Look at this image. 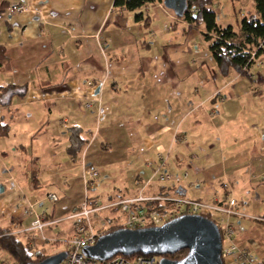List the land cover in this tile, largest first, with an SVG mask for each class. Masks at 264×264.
<instances>
[{"label":"crops","instance_id":"0c3cea01","mask_svg":"<svg viewBox=\"0 0 264 264\" xmlns=\"http://www.w3.org/2000/svg\"><path fill=\"white\" fill-rule=\"evenodd\" d=\"M113 4L0 0V39L1 22L7 30L0 46L10 63L0 70V88L27 87L24 98L0 104V122L10 127L0 138L3 229L53 256L51 246L73 237L68 218L85 197L103 206L139 195L181 197L224 208L233 199V214L212 217L235 226V252L264 264V65L224 77L206 42L201 50L202 31L190 30L162 3L144 9L149 29L134 14L114 13ZM11 5L29 11L3 18ZM71 128L88 140L77 160L66 153ZM161 159L170 174L187 177L146 186ZM89 166L100 176L86 187ZM9 184L12 194L2 195ZM47 201L51 211L38 212ZM28 204L55 224L28 232ZM13 222L19 229H10ZM236 257L224 264H242Z\"/></svg>","mask_w":264,"mask_h":264},{"label":"built area","instance_id":"2783aa9c","mask_svg":"<svg viewBox=\"0 0 264 264\" xmlns=\"http://www.w3.org/2000/svg\"><path fill=\"white\" fill-rule=\"evenodd\" d=\"M163 6V3H162ZM29 8L24 5H11L1 12L3 18H11L21 14H25ZM185 24V23H183ZM251 58L255 59V53L251 52ZM258 64L263 66L264 61H258ZM157 168V178H150L147 180L146 186L149 184H168L172 185L176 182L183 181L184 178L176 177L168 172V164L164 159L160 160ZM151 166V163H149ZM100 176V172L93 167H86L84 171V183L88 187ZM47 200L52 203H58L59 198L55 194L47 196ZM152 202H159L163 205L160 209H150L146 205ZM236 202L230 200L228 207H218L209 205L200 201L190 200L186 198H161L148 197L139 195L136 198H129L121 200L117 203L108 205H101L97 202H92L88 197H85L79 208L74 211L69 220L73 224L74 235L67 241V258L62 264H159V257L134 255L125 257L118 255L107 261H95L86 258L83 255V249L88 246H94L98 239L110 232L114 226L137 230L149 227H160L170 222L171 220L183 215H200L208 216L215 213L231 215ZM37 204H28V215L33 217L30 229L28 232L43 233L46 227L52 226L55 222H50L45 216L37 213L35 206ZM115 214H121L123 220L119 219ZM223 238V252L222 258L226 261L231 255L236 254L237 260L242 264H256L255 259L244 251L235 252L234 235L236 233L235 226L231 225L225 218H221L217 222ZM19 225L17 223L11 224V230H17ZM44 241L46 240L43 237ZM229 241L230 245L224 247V242ZM0 264H9L0 262Z\"/></svg>","mask_w":264,"mask_h":264},{"label":"trees","instance_id":"16d2710c","mask_svg":"<svg viewBox=\"0 0 264 264\" xmlns=\"http://www.w3.org/2000/svg\"><path fill=\"white\" fill-rule=\"evenodd\" d=\"M156 2L163 3V0H114L113 11L117 14H134V20L141 23L144 29H149L152 19L144 9ZM214 5L215 0H187V11L179 20L185 22L190 30L202 31L203 39L208 44L209 52L222 76L228 77L234 73L248 76L250 69L258 61H264V0H254V12L237 21V29L218 24ZM251 52L255 53V59L251 58ZM9 66L6 47L0 46V70L5 71ZM26 93L27 87L8 84L0 88V104L10 105L14 97L24 98ZM9 133V125L0 122V138H7ZM68 136L66 153L71 159L77 160L88 140L80 128L69 129ZM146 206L150 209L163 207L159 202L148 203ZM207 217L216 223L212 215ZM116 228L112 227L110 232L119 229ZM0 251L10 255L15 264L40 263L49 257L34 252L28 244H24L16 235L3 228H0ZM186 255L187 251L183 250L167 258L178 261Z\"/></svg>","mask_w":264,"mask_h":264},{"label":"water","instance_id":"95a60500","mask_svg":"<svg viewBox=\"0 0 264 264\" xmlns=\"http://www.w3.org/2000/svg\"><path fill=\"white\" fill-rule=\"evenodd\" d=\"M163 6L181 18L187 11V0H163ZM183 250L187 251L184 259L167 258ZM222 252L220 228L214 221L200 215H183L160 227L120 228L102 235L94 246L83 249V255L95 261L141 254L159 257V264H224ZM66 258L67 253L62 252L30 264H62Z\"/></svg>","mask_w":264,"mask_h":264},{"label":"rangeland","instance_id":"374dc122","mask_svg":"<svg viewBox=\"0 0 264 264\" xmlns=\"http://www.w3.org/2000/svg\"><path fill=\"white\" fill-rule=\"evenodd\" d=\"M213 8L217 15V22L220 26L222 27L233 26L234 28L237 29L238 27L237 21L242 20L245 16H248L254 12V0H215V5ZM1 23H2L1 29H3L2 39H4L7 36V30H6L5 23L4 22H1ZM199 36H200L199 37L200 40L204 44V47H202L201 50H204L207 44L205 43L201 33H199ZM2 39H0L1 42H2ZM8 143L10 144V146H7V150L10 149L11 150L10 153L12 154V146H11L12 145V135ZM11 185L9 184L5 187V193L2 195L12 194ZM46 191H49V190H46ZM39 194L43 195V193H39ZM55 204H56L55 205L56 207L59 206L58 203H55ZM53 207H54V204H51L50 202L47 201L45 202L43 207H37L36 209L38 210V212H43L44 209L46 208H49V210L51 211ZM117 218L119 219V222L123 220V217L121 214H118ZM0 227L4 228L8 226L7 224H4L1 222ZM51 249L53 250V253H55L54 255L65 252L67 249V243L64 241L56 247L51 246ZM0 262L15 264L14 260L11 258L10 255H8L5 252H1V251H0Z\"/></svg>","mask_w":264,"mask_h":264},{"label":"bare ground","instance_id":"6f19581e","mask_svg":"<svg viewBox=\"0 0 264 264\" xmlns=\"http://www.w3.org/2000/svg\"><path fill=\"white\" fill-rule=\"evenodd\" d=\"M249 73H250V72H249ZM249 73H248V74H249ZM248 74H247V75H248ZM227 206H228V205H227ZM227 206H226V207H227ZM224 207H225V206H224ZM206 217H207V216H206ZM207 218H208V217H207ZM121 221H122V220H121ZM115 227H117V226H115ZM117 228H119V227H117ZM117 228H116V229H117ZM114 230H115V229H114Z\"/></svg>","mask_w":264,"mask_h":264}]
</instances>
